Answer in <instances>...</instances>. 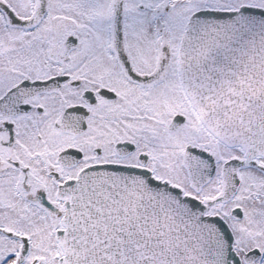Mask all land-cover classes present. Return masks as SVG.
<instances>
[{"label": "snow or ice", "instance_id": "snow-or-ice-1", "mask_svg": "<svg viewBox=\"0 0 264 264\" xmlns=\"http://www.w3.org/2000/svg\"><path fill=\"white\" fill-rule=\"evenodd\" d=\"M0 264H264V0H0Z\"/></svg>", "mask_w": 264, "mask_h": 264}]
</instances>
